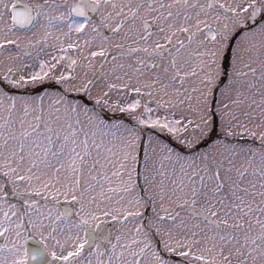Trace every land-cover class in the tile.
<instances>
[{
	"label": "snow or ice",
	"instance_id": "1",
	"mask_svg": "<svg viewBox=\"0 0 264 264\" xmlns=\"http://www.w3.org/2000/svg\"><path fill=\"white\" fill-rule=\"evenodd\" d=\"M0 264H264V0H0Z\"/></svg>",
	"mask_w": 264,
	"mask_h": 264
}]
</instances>
